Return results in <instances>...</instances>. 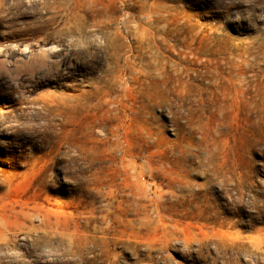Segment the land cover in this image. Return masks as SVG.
<instances>
[{"label":"rangeland","instance_id":"1","mask_svg":"<svg viewBox=\"0 0 264 264\" xmlns=\"http://www.w3.org/2000/svg\"><path fill=\"white\" fill-rule=\"evenodd\" d=\"M0 264H264V0H0Z\"/></svg>","mask_w":264,"mask_h":264},{"label":"bare ground","instance_id":"2","mask_svg":"<svg viewBox=\"0 0 264 264\" xmlns=\"http://www.w3.org/2000/svg\"><path fill=\"white\" fill-rule=\"evenodd\" d=\"M129 16V15H128ZM124 17V16H123ZM120 18V17H119ZM97 19V18H96ZM119 21V20H118ZM123 21V20H122ZM133 23V22H132ZM136 23V22H135ZM143 25V24H142ZM120 26V25H119ZM74 28V27H73ZM120 29V28H119ZM75 30V29H74ZM121 30V29H120ZM111 33H113V32H111ZM143 33V32H142ZM145 33V32H144ZM116 35V34H115ZM115 37V36H114ZM142 37V36H141ZM117 38V37H116ZM118 39V38H117ZM111 40V39H110ZM145 40V39H144ZM157 40V39H156ZM117 42H118V40H117ZM149 42V41H148ZM152 42V41H151ZM137 45V44H136ZM120 47V46H119ZM137 48V47H136ZM26 50V49H25ZM130 50V49H129ZM246 50V49H245ZM41 51V50H40ZM251 51V50H250ZM115 50H114V54H112V55H115L116 56V54H115ZM139 53V52H138ZM161 53V52H160ZM257 53V52H256ZM110 54V53H109ZM118 55V54H117ZM149 55V54H148ZM134 57V56H133ZM153 57V56H152ZM135 59V58H134ZM154 59V58H153ZM39 60H41V59H39ZM119 60V59H118ZM117 60V61H118ZM257 60V59H256ZM261 60V59H260ZM42 62H43V60H42ZM144 63V62H143ZM235 64V63H234ZM246 65H247V63H245L244 61H242L241 63H236L235 65H234V69H236L237 70V72H236V74L234 73V74H229L230 76H233V79L235 80V81H237L239 84L243 81V79H244V77H243V74L245 73V69H246ZM116 66H118L117 64H116ZM133 66V65H132ZM248 66V65H247ZM112 67V66H111ZM146 69H144L147 73H152V74H154L153 76H161V75H163L162 74V72H163V67L161 66V65H159L158 64V62L157 61H154V60H151V61H146ZM135 68V67H134ZM118 70H120V69H118ZM118 72V71H117ZM115 74V73H114ZM129 75V74H128ZM115 76V75H114ZM151 76V75H150ZM119 78V77H118ZM226 79H230L228 76H227V78ZM119 80V79H118ZM145 124V123H144ZM147 128H148V126H147ZM129 166V165H128ZM131 187V186H130ZM139 192V191H138ZM136 193V192H135ZM140 193V192H139ZM144 195V194H143ZM122 201V200H121ZM153 202V201H152ZM134 206H137L136 204L134 205ZM139 209V208H138Z\"/></svg>","mask_w":264,"mask_h":264}]
</instances>
